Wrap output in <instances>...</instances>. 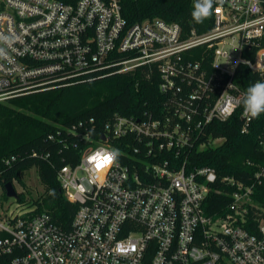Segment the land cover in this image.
<instances>
[{"label": "built area", "instance_id": "obj_1", "mask_svg": "<svg viewBox=\"0 0 264 264\" xmlns=\"http://www.w3.org/2000/svg\"><path fill=\"white\" fill-rule=\"evenodd\" d=\"M0 2V103L143 67L159 76L163 96L153 112L115 114L99 137L93 119L79 124L80 159L57 174L77 207L68 229L48 214L32 216L35 208L18 201L25 190L13 185L17 198L0 202V259L264 264V206L254 199L255 184L189 160L219 145L210 125L243 106L238 71L264 78V0H224L203 34L159 19L128 26L123 0ZM242 117L246 132L252 118L244 110ZM260 146L264 152V137ZM98 149H118L117 163L102 171L89 165ZM255 177L259 183L264 167Z\"/></svg>", "mask_w": 264, "mask_h": 264}, {"label": "trees", "instance_id": "obj_2", "mask_svg": "<svg viewBox=\"0 0 264 264\" xmlns=\"http://www.w3.org/2000/svg\"><path fill=\"white\" fill-rule=\"evenodd\" d=\"M193 4L194 0H123L122 14L128 26L159 19L180 24L188 34L193 30L198 34L206 33L212 27V16L203 23H196L191 16ZM260 47L264 48V37ZM237 77L245 91L260 79L264 81L246 68H241ZM159 83V76L143 67L134 73L115 74L0 103V186L5 199L8 198L4 185L17 183L25 190L19 194L18 201L35 208L32 216L48 214L57 225L68 229L77 207L66 200L57 174L63 166L75 165L80 159L81 149L75 145L81 143L76 133L84 130L79 129V124L93 119L96 134L92 136L99 137L104 124L115 114L140 116L162 108ZM242 110L243 106L226 122H213L208 134L223 141L205 151L192 153L189 160L195 166L215 169L220 177L234 176L246 185L255 184L254 199L264 206V177L259 183L255 177L264 167V152L260 146L264 137V113L252 118L247 131L243 132ZM32 169L37 171L44 187L37 199L28 193L24 182L26 173ZM218 209L210 213H219ZM0 264H8V259H0Z\"/></svg>", "mask_w": 264, "mask_h": 264}, {"label": "clouds", "instance_id": "obj_3", "mask_svg": "<svg viewBox=\"0 0 264 264\" xmlns=\"http://www.w3.org/2000/svg\"><path fill=\"white\" fill-rule=\"evenodd\" d=\"M223 3L224 0H194L191 12L192 19L198 24L203 23L215 11H219ZM214 5H216L215 8ZM243 110L244 114L251 118H257L264 113V81H257L247 88L243 99ZM119 155L118 149H98L89 156L88 163L95 169L102 171L116 164ZM51 194L54 195V191Z\"/></svg>", "mask_w": 264, "mask_h": 264}, {"label": "rangeland", "instance_id": "obj_4", "mask_svg": "<svg viewBox=\"0 0 264 264\" xmlns=\"http://www.w3.org/2000/svg\"><path fill=\"white\" fill-rule=\"evenodd\" d=\"M24 182L26 184V190L28 191V193H30L33 199H37L43 194L44 187L42 186L38 173L35 169H32L31 171L26 173ZM16 190L20 192L21 186L16 185ZM5 201L6 199L4 197V192L2 187L0 186V202Z\"/></svg>", "mask_w": 264, "mask_h": 264}, {"label": "water", "instance_id": "obj_5", "mask_svg": "<svg viewBox=\"0 0 264 264\" xmlns=\"http://www.w3.org/2000/svg\"><path fill=\"white\" fill-rule=\"evenodd\" d=\"M3 188H4V191L6 193L7 198H17L16 190L12 184L7 183L4 185Z\"/></svg>", "mask_w": 264, "mask_h": 264}]
</instances>
